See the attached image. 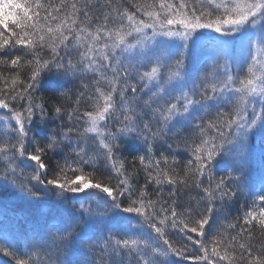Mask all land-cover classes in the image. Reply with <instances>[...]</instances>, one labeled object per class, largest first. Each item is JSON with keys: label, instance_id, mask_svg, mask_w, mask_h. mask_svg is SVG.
I'll return each mask as SVG.
<instances>
[{"label": "snow or ice", "instance_id": "1", "mask_svg": "<svg viewBox=\"0 0 264 264\" xmlns=\"http://www.w3.org/2000/svg\"><path fill=\"white\" fill-rule=\"evenodd\" d=\"M204 37L215 51L193 75ZM253 135L264 144V0H0V195L79 204L46 245L0 235L15 264H60L81 220L104 227L76 264H264Z\"/></svg>", "mask_w": 264, "mask_h": 264}, {"label": "trees", "instance_id": "2", "mask_svg": "<svg viewBox=\"0 0 264 264\" xmlns=\"http://www.w3.org/2000/svg\"><path fill=\"white\" fill-rule=\"evenodd\" d=\"M68 87H71L69 85ZM147 97H145L146 99ZM163 150V149H161ZM263 156V161H264V152L263 155L261 154L260 157ZM225 165H219L218 167L222 169ZM246 171V170H245ZM217 175H220V171L216 173ZM252 176H255V179L253 180V183L257 188L260 187L261 184V179L262 177L258 176L257 168L252 171ZM251 176V177H252ZM251 184V183H249ZM14 190L9 188L7 191L4 192L3 195H0V197L4 198L5 200L11 199L10 197L15 196L12 194ZM20 200L15 203V205H9L7 203V207L10 208L11 214L10 216L12 219L16 222V234L15 238L19 240L20 245L23 247L25 244L31 243L33 245H46V235L48 233H54V231L51 232L52 228L55 226L54 222H52V219H49V217H46L45 213L42 211V198H45V196H41L39 198L37 197H29L23 193L19 194ZM51 196H55L53 194L47 195L48 198ZM244 205H245V197L241 196L239 197L236 202L232 205L230 215L232 217H235L239 214H242L244 211ZM17 211H15V210ZM49 214V213H48ZM53 216L55 214L51 213ZM64 223V222H63ZM62 224H56V226H60L61 228L63 227ZM73 223L72 227V237L70 239V242L66 243V245H61L58 249H53L51 253V259L53 261L59 260L60 264L63 263V260L66 258V254L70 253V250L74 248L73 245L76 242V230L80 227V224H75ZM57 231V230H56ZM55 231V232H56ZM100 235V230L95 231L91 233L89 236H96L98 237ZM256 243H261L264 242V236H261L259 232L257 231L256 233ZM96 243L95 240L93 239H88V237H85L82 239L81 243L77 245V251L82 249V253L77 256V260H81L80 258L82 256H85V253H88V258L86 260L91 261L93 256L96 254L97 249L93 248L92 246ZM68 244V245H67ZM70 245V247H69ZM69 247V248H68ZM32 253L35 256H40L43 257L45 255L44 249H41L39 247H35L32 249ZM7 259L13 260L11 257L7 256Z\"/></svg>", "mask_w": 264, "mask_h": 264}, {"label": "rangeland", "instance_id": "3", "mask_svg": "<svg viewBox=\"0 0 264 264\" xmlns=\"http://www.w3.org/2000/svg\"><path fill=\"white\" fill-rule=\"evenodd\" d=\"M204 31H208V30H204ZM214 51L215 50H214L213 45L211 44V41L207 37L201 38L199 43L193 45L190 52L188 53L187 66H188L189 72L192 73L193 75H195L197 72H200L202 74L206 64L207 65L211 64V59H212V55H213ZM236 55L237 56L240 55L239 47H237V49H236ZM223 61H224V57H223V55H221L219 57V62L223 63ZM263 152H264V144H262L259 141L257 135H253L249 140V150H248V158H247L248 162H247V166L245 169L247 172V180L251 184L253 183V180L255 179V176H252V171L255 169V167L257 168L258 176L264 177L263 156L260 157L261 154L263 155ZM222 165H224V164H222ZM84 203L87 206L88 202L85 201ZM93 207L95 208L94 204H93ZM56 214L58 215L55 217L56 224L59 225V224H62L64 222L63 223V225H64L65 223L69 222L68 217L66 216V214L63 213L62 210L56 211ZM8 224L2 226L4 230L8 231L9 227L12 228L11 225H8ZM56 224H54L55 226L52 228L51 232L54 231V233H55V231L57 230V227H60L58 225L56 226ZM103 227H104L103 224H101L99 221H97L95 227H91V226L86 227L85 226L84 231L87 234H90L95 229L103 230ZM63 245H66V243ZM70 245H69V247H70ZM75 250H76L75 248L71 249V253H74ZM89 252L85 253L86 255L82 256L80 259L86 260L88 258ZM71 264H75V263L72 262ZM189 264H191V262H189Z\"/></svg>", "mask_w": 264, "mask_h": 264}]
</instances>
